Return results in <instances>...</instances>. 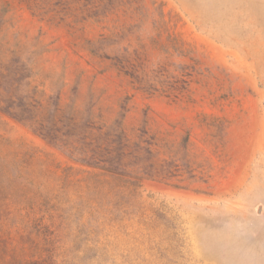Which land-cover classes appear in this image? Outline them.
Segmentation results:
<instances>
[{
    "label": "rangeland",
    "instance_id": "obj_1",
    "mask_svg": "<svg viewBox=\"0 0 264 264\" xmlns=\"http://www.w3.org/2000/svg\"><path fill=\"white\" fill-rule=\"evenodd\" d=\"M135 28L106 48L136 54L145 70L164 67L188 90L178 102L135 89L110 59L91 54L117 22L77 21L74 0H0V61L19 56L43 99L94 104L111 120L127 101L128 132L147 120L160 137L179 141L205 162L210 177H141L135 204L123 212L88 213L92 191L69 178L81 167L25 125L0 114V153L29 149L24 191L8 205L5 230L26 236L37 264H264V0H142ZM134 56V55H133ZM191 98L194 103H186ZM227 122L215 147L213 118ZM10 171L15 173L14 168ZM75 172V173H74ZM101 193L120 178L101 177Z\"/></svg>",
    "mask_w": 264,
    "mask_h": 264
},
{
    "label": "trees",
    "instance_id": "obj_2",
    "mask_svg": "<svg viewBox=\"0 0 264 264\" xmlns=\"http://www.w3.org/2000/svg\"><path fill=\"white\" fill-rule=\"evenodd\" d=\"M80 5L77 21L91 20L117 22L105 27L108 33H100L95 40L86 39L87 50L102 58L110 59L119 73L130 78L135 89L148 94L156 92L173 102H178L188 90L189 72L180 77L164 67L145 70L139 57L127 48L109 56L105 49L118 44L131 33L136 24H130L126 17L140 15L144 9L142 0H74ZM134 55V56H133ZM32 73L19 56L0 61V114L25 125L47 143L60 149L70 160L81 168L72 174L67 167L66 177L82 173L75 181L83 185L92 195L81 196V202L88 213L123 212L125 207L135 204L137 188L141 177L172 180L188 179L206 181L209 169L205 162L197 161L189 149L192 145L190 133L179 141L160 137L147 127V120L130 132L124 126L128 111L126 98L120 105L121 113L114 119H106L100 112L95 113L94 104L84 107L75 101L61 104L59 94L43 99V92L31 84ZM186 103L195 101L188 98ZM210 129L215 147L222 145L227 122L213 118L203 123ZM2 141V138H0ZM29 149L9 154L0 153V264H37L27 255L28 239L19 233L15 240L11 231L5 230L8 220V205L12 198L23 192V181L27 179L24 163L31 158ZM14 168L15 173L10 171ZM120 178L122 183H109L103 190L101 177Z\"/></svg>",
    "mask_w": 264,
    "mask_h": 264
}]
</instances>
